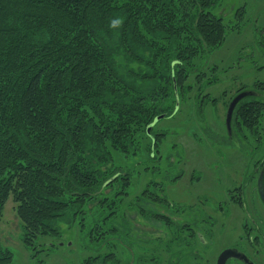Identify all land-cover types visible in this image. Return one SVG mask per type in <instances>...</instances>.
I'll use <instances>...</instances> for the list:
<instances>
[{"label": "trees", "instance_id": "obj_1", "mask_svg": "<svg viewBox=\"0 0 264 264\" xmlns=\"http://www.w3.org/2000/svg\"><path fill=\"white\" fill-rule=\"evenodd\" d=\"M220 1L0 0V216L12 197L31 250L39 239L61 238L60 224H78L90 242L79 264H120L124 254L126 264H154L162 250L172 253L178 232L203 238L196 218L185 219L199 207L165 194L181 174L164 172L168 132L155 127L195 84L200 108L218 101L204 91L219 82L207 59L228 35L214 11ZM236 110L249 126L262 115L256 97ZM113 151L143 163L139 193L130 192L134 167L116 165ZM234 201L245 208L243 197ZM125 208L169 228L158 256L131 235ZM102 246L109 250L92 255ZM189 246L178 259L200 257ZM12 258L0 242V264Z\"/></svg>", "mask_w": 264, "mask_h": 264}, {"label": "rangeland", "instance_id": "obj_2", "mask_svg": "<svg viewBox=\"0 0 264 264\" xmlns=\"http://www.w3.org/2000/svg\"><path fill=\"white\" fill-rule=\"evenodd\" d=\"M241 8L244 9V16L238 22L235 14ZM214 11L223 16L228 25L225 42L207 59L209 67L217 65L219 82L208 85L204 92L217 97V104L210 102L200 108L202 94H199L195 84L187 95L180 96L178 111L161 119L155 127L156 130L168 132L160 144L166 155L165 163L168 164L164 172L173 176L181 174L165 185V194L175 202L199 207V210H192L193 213L187 211L185 215L189 217L185 219L193 221L196 218L199 228L195 230L204 231L201 240H205L200 242L195 234L189 237L186 231L178 232V237L170 244L172 253L168 249L166 252L162 250L154 264H169V260L173 264H216L222 249L241 243L247 246L250 237L246 228L256 230L259 224L257 213L259 209L262 210L263 202L258 196V171L254 169V162L262 154L257 155L255 149L241 144L242 154L240 149L226 142L228 132L224 122V102L240 85L251 86L256 80L264 81V67L258 68L264 64V0H221ZM193 75H190L189 81L194 84ZM261 137L264 141V132ZM113 156L116 165L134 167L130 192L139 193L146 178L143 163L133 165V160H128L118 151H113ZM163 165L158 163V166ZM240 197L246 202L245 208L234 203V198ZM220 204L224 208H220ZM146 205L156 209L154 203ZM125 212L134 229L131 235L142 240L144 249L149 251L151 248V252L158 256L160 241L166 242L170 235L169 228L158 221L145 219L136 209L125 208ZM243 223H247V226L244 227ZM60 227L61 238L47 236L39 239V250L34 252L22 241L21 221L11 197L0 216V242L13 252L8 264H79L91 253L88 238L82 236L78 224L72 228L64 224H60ZM208 230L213 236L211 239ZM189 243L194 245L193 248L200 249V257L178 259L176 251L183 250L182 254H185L190 249ZM108 248L102 246L101 251L92 255L108 251ZM125 257L124 254L120 264H126ZM131 263L134 261L131 260ZM93 264L112 263H104L100 259ZM228 264H235V261L230 260Z\"/></svg>", "mask_w": 264, "mask_h": 264}, {"label": "flooded vegetation", "instance_id": "obj_3", "mask_svg": "<svg viewBox=\"0 0 264 264\" xmlns=\"http://www.w3.org/2000/svg\"><path fill=\"white\" fill-rule=\"evenodd\" d=\"M263 49H264V47H263ZM247 89L256 91L259 95H250V96L244 97L243 99H241L237 103L236 108H235L234 113H233V117H232L231 133L229 134L228 129L226 127L228 135L225 139H226V142L228 144L229 143L233 144L237 150H239L241 148L239 145L246 144V146H250V148H252V150L255 149V154H257V155L262 154L260 157L256 158V161L254 162V164H255L254 169L258 171L257 172L256 185H257V188L259 191L258 196H260V198L262 199V202H263V204L261 203L263 212L261 209H259V212L257 213V215L259 217V220H258L259 224H258L256 230H254V228H252V227L246 228V231L250 237V239H248L247 246H245L244 244L241 243L239 245H233V246H229V247L236 248V249L240 250L241 252L245 253L247 255V257L254 264H264V194H263V196L260 194V190L258 187L260 177H261V181L264 182V141L261 140L262 139L261 134L264 132V81L256 80L253 82V84L251 86H247L245 84L240 85L234 91V93L225 102L224 101L223 102L226 105V111H227L228 105H229L230 101L233 99V97L236 94H238L239 92L247 90ZM212 96H214V95H212ZM252 97L259 98V100L261 102L262 115H260L258 117V122L256 125L249 126V125H246L245 123H241V122H243V120L240 118V115L238 114L236 109L239 106L244 104V100L251 99ZM209 103L210 102H208L207 104H209ZM212 103L217 104L216 102H212ZM225 117H226V112H225ZM225 121H226V118H225L224 122ZM225 125H226V122H225ZM253 144H255V145L253 146ZM243 148H245V147H243ZM245 150H248V149H245ZM240 152L242 154L244 153V151L242 149H240ZM234 203L239 205L241 208H244L243 206H241L237 202L234 201ZM245 204H246V202H245ZM254 220L255 219H253V222H254ZM246 226H247V223L244 224V227H246ZM144 228L148 229L146 226ZM252 229H253V233H252ZM250 233H252V234L250 235ZM204 240H201V241L204 242ZM188 246H189V244H188ZM189 251H190V249H189ZM196 251L199 255L200 249L195 247L194 252H196ZM220 253H221V251L219 252V254ZM219 254H218V256H219ZM218 256H217V258H218ZM230 260H234L235 264H246L245 262H243L242 260H240L238 258H230L227 260L226 264H228V262ZM216 263H217V261H216Z\"/></svg>", "mask_w": 264, "mask_h": 264}, {"label": "water", "instance_id": "obj_4", "mask_svg": "<svg viewBox=\"0 0 264 264\" xmlns=\"http://www.w3.org/2000/svg\"><path fill=\"white\" fill-rule=\"evenodd\" d=\"M250 95H259L256 91L247 89L244 91L239 92L238 94H236L233 99L230 101L227 111H226V127L228 129L229 134L231 133V122H232V117H233V113L234 110L236 108L237 103L243 99L244 97L250 96ZM161 118V116H158L155 118V122L157 120H159ZM154 124L149 126V130L152 128ZM258 187L260 190V194L263 196L264 194V182L261 181V177L259 178V183H258ZM71 244V243H69ZM230 258H238L240 260H242L243 262H245L246 264H254L245 253L241 252L240 250L236 249V248H232V247H227L225 249H223L221 251V253L219 254L218 258H217V263L216 264H226L227 260Z\"/></svg>", "mask_w": 264, "mask_h": 264}]
</instances>
